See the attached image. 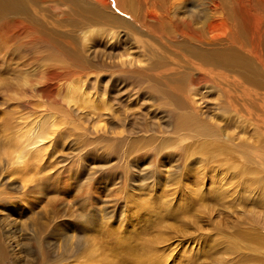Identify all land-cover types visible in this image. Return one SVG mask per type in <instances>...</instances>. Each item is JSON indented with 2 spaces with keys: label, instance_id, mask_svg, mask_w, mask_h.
<instances>
[{
  "label": "rangeland",
  "instance_id": "obj_1",
  "mask_svg": "<svg viewBox=\"0 0 264 264\" xmlns=\"http://www.w3.org/2000/svg\"><path fill=\"white\" fill-rule=\"evenodd\" d=\"M137 1L0 0V264H264V11Z\"/></svg>",
  "mask_w": 264,
  "mask_h": 264
},
{
  "label": "bare ground",
  "instance_id": "obj_2",
  "mask_svg": "<svg viewBox=\"0 0 264 264\" xmlns=\"http://www.w3.org/2000/svg\"><path fill=\"white\" fill-rule=\"evenodd\" d=\"M126 1V0H125ZM129 2H131L132 0H128ZM136 1V0H135ZM142 7L140 8V5L137 6L136 4H131L130 7H128V9H131L133 10L135 8V6H137L142 12L144 10H146V17L148 18L149 22H153L154 23H161L163 22L159 17H158V13L159 11L160 12H163V17H164V21H165V18H169V16L166 17V13L169 12V11H164L165 9V6L166 4L169 5V7L167 9L169 10H175L177 7H183L184 5L187 6V4L190 3L191 0H138ZM137 1V2H138ZM204 1H207L208 0H204ZM232 1V3L230 4H223L222 2H220L219 0H211L210 2L211 5L209 7V9H211V13H212V17H211V21L209 22L210 23V27L208 26L209 28V31H208V28H207V31L209 32V35H211L210 37V40L211 42H215L217 40V38H221L220 35L218 37H216L214 34L215 33H218V32H221L220 31V27H225L226 25H229V21L227 18H221L219 19L220 17H217V14L220 12L221 13H224L222 11H225L227 13H232V14H236V13H239L243 16V19L242 20L244 22V26H245V29L247 27V29L249 31H251L252 33L254 32V29L252 27H257L259 26L260 24V18H256L257 16V13L260 12V11H264V0H230ZM96 3L102 5L103 7H107L108 6V0H95ZM136 2V3H137ZM205 4V3H204ZM208 4V3H206ZM193 5V4H192ZM203 6V4H202ZM125 7V6H124ZM136 7V8H137ZM199 7V6H198ZM208 8V7H206ZM126 9V7H125ZM136 10V9H135ZM195 11V10H194ZM201 11V10H200ZM140 13V12H139ZM203 13V12H202ZM93 14V13H92ZM136 14V13H135ZM210 14V13H209ZM208 14V15H209ZM225 14V13H224ZM207 15V14H206ZM144 16V15H143ZM162 16V15H161ZM102 19V18H101ZM183 19V18H182ZM236 18H234V21H235ZM171 21V20H170ZM207 21V20H206ZM106 24V23H105ZM242 26H243V23L241 22ZM151 25V24H150ZM156 26V25H155ZM151 27H153L151 25ZM250 27V28H249ZM188 28V27H187ZM174 29V28H173ZM256 29V28H255ZM259 29V28H258ZM226 30V29H225ZM225 32V31H224ZM186 33V32H185ZM190 33V32H189ZM187 33V34H189ZM186 34V35H187ZM203 34V32H202ZM227 34V33H226ZM190 35V34H189ZM188 35V36H189ZM206 35V34H205ZM191 36V35H190ZM256 36V35H255ZM258 36V35H257ZM256 36V37H257ZM255 37V39H256ZM193 38V37H191ZM196 39V38H195ZM258 40V39H257ZM260 40V39H259ZM220 39H218L217 42H219ZM262 41V39L260 40ZM257 41H255L256 43ZM210 43V42H209ZM208 43V44H209ZM211 44V43H210ZM213 44H216V43H213ZM218 44V43H217ZM254 44V42H253ZM255 47V46H254ZM257 47H258V43H257ZM163 58V57H162ZM134 79V78H133ZM80 82V81H78ZM48 86V85H47ZM52 86V85H51ZM46 87V86H45ZM44 87V88H45ZM50 87V86H49ZM66 88V87H65ZM46 89V88H45ZM55 89V88H54ZM86 91V90H85ZM88 94L85 93L82 89L81 86H78V87H75L73 86L72 84H69L67 85V97H68V102H70V104H77V103H82L83 105H85L86 107H92V103H91V100L88 98L87 96ZM90 97V96H89ZM82 105V106H83ZM54 117V116H53ZM51 118V117H50ZM50 122L53 120H49ZM40 124V122H39ZM38 124V125H39ZM37 125V126H38ZM36 126V128H37ZM49 126H50V123L48 122H41V124L39 125V128L36 129V132H35V144H39L43 141V139H46L48 137V134H49ZM50 127H53V126H50ZM33 134V133H32ZM30 135H28L29 137ZM33 138V139H34ZM25 140V138H23ZM18 142V141H17ZM22 142V141H20ZM24 142V141H23ZM20 144V143H19ZM27 144V143H26ZM29 144V143H28ZM29 146V145H28ZM27 150L28 147H23L21 150H15L16 152L15 155H13L12 157V163L13 164H16L18 166H21L27 159L28 156V153H27Z\"/></svg>",
  "mask_w": 264,
  "mask_h": 264
}]
</instances>
